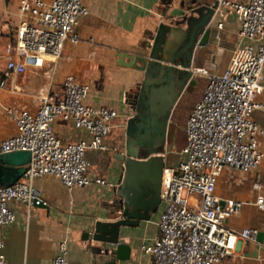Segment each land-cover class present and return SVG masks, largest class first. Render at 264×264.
<instances>
[{
    "label": "built area",
    "instance_id": "obj_1",
    "mask_svg": "<svg viewBox=\"0 0 264 264\" xmlns=\"http://www.w3.org/2000/svg\"><path fill=\"white\" fill-rule=\"evenodd\" d=\"M228 12L239 26L238 43L222 72L192 70L193 77L202 75L207 83L186 120L185 146L179 152L186 161L162 173L158 235L141 247L151 264H219L232 254L236 240L255 241L258 234L255 229L234 232L226 226L246 202L229 199L221 206L215 188L224 168L257 172L264 162L258 146L264 132L252 119L253 111L263 106L257 99L264 92V0H217L213 20L219 30ZM87 14L83 0H18L14 33L0 43V92L29 69L54 65L65 43H78L75 26ZM89 91L88 83L68 75L58 86L49 82L35 111L4 108L15 133L0 140V155L29 151L31 162L22 178L0 187V232L15 221L10 203L31 208L41 200L33 187L37 178L55 177L68 191L109 185L89 177L86 154L106 150L104 139L119 114L86 104ZM57 122L86 131L90 140L64 142L56 133ZM260 189L261 176L256 175L252 190ZM253 205L264 211L263 196L257 195ZM3 248L0 234V264H8ZM66 253L62 241L50 264H68ZM258 264H264V256Z\"/></svg>",
    "mask_w": 264,
    "mask_h": 264
},
{
    "label": "crops",
    "instance_id": "obj_2",
    "mask_svg": "<svg viewBox=\"0 0 264 264\" xmlns=\"http://www.w3.org/2000/svg\"><path fill=\"white\" fill-rule=\"evenodd\" d=\"M187 1L83 0L88 14L75 26L78 43H65L62 56L54 65L45 64L43 68L29 69L25 75L11 80L7 89L0 92V140L15 133L13 123L4 112L6 106L35 111L38 99L49 82L58 86L68 75L89 84L86 104L107 107L119 114L114 127L104 139L106 150H89L86 154L90 164L89 177L102 178L109 185L90 184L68 191L57 178L45 176L35 179L33 187L46 208H30L14 202L9 204L16 218L14 223L0 232L8 264H50L58 254L62 241L66 242L68 264L106 262L100 260L95 250L99 248L103 251L108 246L91 237L82 240L81 236L83 233L92 235L95 222L114 221L119 217L110 212L123 167L113 157L122 143V127L131 115L128 95L143 79V72L138 69L142 63L137 58L147 53L148 32H154L160 23L176 21ZM238 29L235 16L228 12L221 31L228 50L219 49L213 64L204 61V68L214 72H222L226 68L238 43ZM50 67L53 72H50ZM32 76L37 78L32 80ZM257 101L263 106L253 111L252 119L264 132V92ZM196 102L189 107V114ZM55 130L64 142L90 140L86 131L76 130L67 123L57 122ZM258 146L264 152V135L258 137ZM256 175L261 176V189L258 192L252 190ZM215 194L221 202L229 199L246 202L227 220L226 226L230 230L240 232L255 229L264 234V211L253 205L257 195L264 198V162L257 172L242 173L224 168L217 179ZM159 208L148 220L140 221L136 226L120 228V240L132 250L129 259L116 260L114 264H151L141 247L150 245L158 235L156 223L161 212ZM263 256L264 238L260 242L256 239L236 240L232 254L219 264H258Z\"/></svg>",
    "mask_w": 264,
    "mask_h": 264
},
{
    "label": "water",
    "instance_id": "obj_3",
    "mask_svg": "<svg viewBox=\"0 0 264 264\" xmlns=\"http://www.w3.org/2000/svg\"><path fill=\"white\" fill-rule=\"evenodd\" d=\"M216 7L217 0H189L176 21L160 23L154 32H148L147 53L137 58L142 63L138 69L143 79L128 95L131 115L125 120L122 143L113 157L123 167L110 212L119 217L97 221L92 235L81 236L82 240L91 237L108 246L95 250L104 264L130 258L132 249L120 240V228L136 226L157 212L163 170L178 168L186 161L185 155L166 149L168 122L182 94L195 85L192 70L204 68V61L213 64L219 49L228 50L222 30L213 20ZM30 162L29 151L0 155V187H10L22 178ZM33 206L46 208L42 200ZM263 238L258 232L256 240Z\"/></svg>",
    "mask_w": 264,
    "mask_h": 264
},
{
    "label": "rangeland",
    "instance_id": "obj_4",
    "mask_svg": "<svg viewBox=\"0 0 264 264\" xmlns=\"http://www.w3.org/2000/svg\"><path fill=\"white\" fill-rule=\"evenodd\" d=\"M17 2L18 0H0V43H5L14 33L17 24ZM36 78V76L31 77L32 80ZM193 80L194 87L190 92L182 94L172 111L169 122L166 149L172 148L178 154L185 146L184 128L189 116V107L200 98L207 83L202 75H195ZM30 87L33 89L32 86Z\"/></svg>",
    "mask_w": 264,
    "mask_h": 264
},
{
    "label": "flooded vegetation",
    "instance_id": "obj_5",
    "mask_svg": "<svg viewBox=\"0 0 264 264\" xmlns=\"http://www.w3.org/2000/svg\"><path fill=\"white\" fill-rule=\"evenodd\" d=\"M171 115H172V113H171ZM170 118H171V116H170ZM169 122H170V119H169ZM169 122H168V127H169Z\"/></svg>",
    "mask_w": 264,
    "mask_h": 264
}]
</instances>
